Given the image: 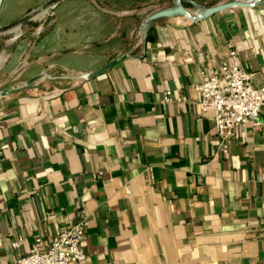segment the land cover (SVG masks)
I'll return each instance as SVG.
<instances>
[{"label":"crops","instance_id":"obj_1","mask_svg":"<svg viewBox=\"0 0 264 264\" xmlns=\"http://www.w3.org/2000/svg\"><path fill=\"white\" fill-rule=\"evenodd\" d=\"M113 10L70 32V72L0 96V264L80 209L86 264H264V109L222 152L194 88L231 49L264 82V0L194 20Z\"/></svg>","mask_w":264,"mask_h":264},{"label":"rangeland","instance_id":"obj_2","mask_svg":"<svg viewBox=\"0 0 264 264\" xmlns=\"http://www.w3.org/2000/svg\"><path fill=\"white\" fill-rule=\"evenodd\" d=\"M45 1L47 0H2L0 26L14 23L25 14L37 9ZM179 1L189 9L191 14L195 15L204 7L231 0H191L194 4L189 0ZM176 2L177 0H65L58 2L49 8L45 16L26 21L18 31L0 33V93L18 87L26 88L28 85H25V82L33 76L39 75L38 79H40L43 76L52 77L70 72V68L66 67L70 61L69 55L72 53L70 50L84 49L85 44H81L80 41L71 44L69 34L72 30L78 33L82 30L85 32L87 28L85 20H90L94 16L102 18L105 11L115 10L117 7L125 12L134 10L148 19L159 10L174 7ZM63 49L67 52H63ZM33 73L36 74L32 75Z\"/></svg>","mask_w":264,"mask_h":264},{"label":"built area","instance_id":"obj_3","mask_svg":"<svg viewBox=\"0 0 264 264\" xmlns=\"http://www.w3.org/2000/svg\"><path fill=\"white\" fill-rule=\"evenodd\" d=\"M194 88L200 93V112H210L219 148L227 152L234 128L241 124L257 127L264 109V82L257 83V72L243 67L234 49L220 65L201 71ZM169 90L164 99L170 100ZM184 99L183 96L178 98ZM78 219L70 222L48 242L37 238L26 254L13 260L14 264H86L82 242L87 225L86 212L78 211ZM14 247L17 242H13Z\"/></svg>","mask_w":264,"mask_h":264},{"label":"water","instance_id":"obj_4","mask_svg":"<svg viewBox=\"0 0 264 264\" xmlns=\"http://www.w3.org/2000/svg\"><path fill=\"white\" fill-rule=\"evenodd\" d=\"M1 1H0V3H1ZM59 1H61V0H47L41 6H39L38 8H44V9L51 8V7L55 6V4H57ZM257 1L258 0L254 1V2H248L246 0H231V1L224 2V3H219V4L212 5V6L204 7L202 9H200V11L198 13L193 15L189 11V9H187L179 0H177V2H176L174 7H170V8H166V9H162V10L157 11V12L153 13L152 15H150L148 17V20L156 19V18H159V17L172 16V15H184V16L194 20V19L205 18V17L211 16V15L217 13V12H220L222 10H225V9H228V8H232V7H248V6H252L255 3H257ZM189 2L194 4V2L191 1V0H189ZM35 10L25 14L24 16L19 18L14 23L6 24V25H3V26L14 25L15 23L20 22V21H21L20 22V26H21L26 21L35 19L32 16H30ZM121 58H122V56H119V57H117L115 59H112L111 61L103 64L102 66H100V67H98V68H96V69L84 74V77L92 78V77H95V76L103 73L108 68L112 67L115 63H117ZM39 77H40L39 75L31 77L30 79H28L25 82V85L31 84L32 82L37 80ZM21 88L22 87H18V88L12 89V90H8V91L0 93V95L11 94V93H13L15 91L20 90Z\"/></svg>","mask_w":264,"mask_h":264},{"label":"bare ground","instance_id":"obj_5","mask_svg":"<svg viewBox=\"0 0 264 264\" xmlns=\"http://www.w3.org/2000/svg\"><path fill=\"white\" fill-rule=\"evenodd\" d=\"M1 1V0H0ZM256 1V0H255ZM254 2V1H250ZM49 8L44 9V8H38L36 9L30 16L33 18H41L45 16L48 13ZM199 12V11H198ZM21 22V21H20ZM20 22L15 23L14 25H9V26H0V33H6V32H14L18 31L20 29Z\"/></svg>","mask_w":264,"mask_h":264}]
</instances>
